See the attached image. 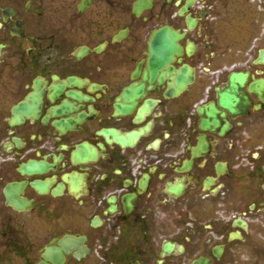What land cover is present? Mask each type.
Masks as SVG:
<instances>
[{"label": "flooded vegetation", "instance_id": "af4514ba", "mask_svg": "<svg viewBox=\"0 0 264 264\" xmlns=\"http://www.w3.org/2000/svg\"><path fill=\"white\" fill-rule=\"evenodd\" d=\"M0 45V264L264 262V0H0Z\"/></svg>", "mask_w": 264, "mask_h": 264}, {"label": "water", "instance_id": "95a60500", "mask_svg": "<svg viewBox=\"0 0 264 264\" xmlns=\"http://www.w3.org/2000/svg\"><path fill=\"white\" fill-rule=\"evenodd\" d=\"M0 53H1V45H0ZM259 60L264 62V51L262 52ZM245 77H246V75H243V74H236V75L234 74L231 76V81L233 82L234 80L238 79L240 81V83L243 84ZM261 84L263 86L264 81H261ZM221 103L227 106V102L224 98L221 100Z\"/></svg>", "mask_w": 264, "mask_h": 264}, {"label": "rangeland", "instance_id": "374dc122", "mask_svg": "<svg viewBox=\"0 0 264 264\" xmlns=\"http://www.w3.org/2000/svg\"><path fill=\"white\" fill-rule=\"evenodd\" d=\"M23 1H25V0H23ZM261 264H264V262H262Z\"/></svg>", "mask_w": 264, "mask_h": 264}]
</instances>
